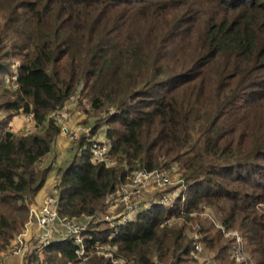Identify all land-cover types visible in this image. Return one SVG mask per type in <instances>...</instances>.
<instances>
[{"label": "trees", "instance_id": "obj_1", "mask_svg": "<svg viewBox=\"0 0 264 264\" xmlns=\"http://www.w3.org/2000/svg\"><path fill=\"white\" fill-rule=\"evenodd\" d=\"M11 54L19 64L0 111L32 114L36 130L0 122V260L47 179L42 161L62 131L52 114L79 93L107 112L117 164L94 162L86 136L76 141L59 207L92 218L85 252L67 238L46 264H112L97 242L124 264H193L198 241L220 260L234 242L221 226L241 233L250 264H264V0H0V69ZM173 167L189 184L183 201L153 204L116 235L95 221L134 171Z\"/></svg>", "mask_w": 264, "mask_h": 264}, {"label": "built area", "instance_id": "obj_2", "mask_svg": "<svg viewBox=\"0 0 264 264\" xmlns=\"http://www.w3.org/2000/svg\"><path fill=\"white\" fill-rule=\"evenodd\" d=\"M52 116L55 117L61 125V133L69 135L72 140L76 141L79 140L82 135L86 136L88 144L84 146V149H89L91 158L94 162L104 164L107 167L117 164L116 159L111 154V145L109 142L97 136L91 138L92 126L90 128L79 127V132L70 130L67 122L69 121V117L66 106L54 112ZM27 117L29 120L33 121L34 124L33 115L30 114L27 115ZM34 130L36 129L33 125V128L28 132ZM128 179L129 180L123 182L116 192L107 200L106 207H109L110 210H117L115 214H109L105 212V209L94 218L95 221L100 220L109 223L112 229V235H116L123 226L134 221L140 212L148 210L153 204L158 203L171 206L176 201H183L188 194L186 190L178 188L173 193L162 192L157 198L152 200L144 199L145 194L151 190L163 189L171 183V174L164 169L154 171L137 170L134 171ZM181 186H183V184H181ZM91 219V217H88L70 220L61 216L59 207V181L56 180L52 192L45 198L42 205L40 207L30 206L29 221L25 229L13 239L5 253L23 258L26 264H46L45 254L48 252L47 249L54 243L72 238L80 245L77 253L80 256L84 255L85 245L83 234L87 231ZM30 222H35L40 229L38 240L35 243H31L25 237L27 234V226ZM220 229L223 230L225 234L230 235L234 241L231 256L237 261L242 260L243 263L246 262L248 264L251 259L250 257H244L246 244L241 233L235 230L226 231L222 226ZM112 235H109V238H111L110 236ZM198 238L199 236H196V239ZM97 243L101 254L113 258V261L117 260L111 254L110 251L112 249L108 244L104 245L100 244V242ZM194 249H200L199 244L195 243ZM119 262L124 263L122 260H117L116 263Z\"/></svg>", "mask_w": 264, "mask_h": 264}, {"label": "rangeland", "instance_id": "obj_3", "mask_svg": "<svg viewBox=\"0 0 264 264\" xmlns=\"http://www.w3.org/2000/svg\"><path fill=\"white\" fill-rule=\"evenodd\" d=\"M194 7L195 8H193L194 9L193 11H195L196 9H198L200 11L203 10L201 8L202 6L198 5V6H194ZM194 14H195V12L194 13L189 12L188 16L192 17ZM188 26H189V24L185 25V27H188ZM192 32L190 31L188 33H185L186 36H182L180 38L181 40H183V41L185 40L187 42L186 45L190 41ZM172 43L173 42H171V44ZM172 45H175V44H172ZM170 51L174 52V50H170ZM6 62H7V65L5 66V68L0 69V94L2 93V91L4 90V87L6 85L14 83L17 67L19 64V57L16 54H11L7 58ZM10 71H11V74H9ZM65 106H66L67 111H68L69 119L73 118L75 120V122L77 123L75 125V124H71V123H69V121H67L70 130H73L75 132H79L80 131L79 127H85V128L89 127L90 128L92 125L95 126L97 123L98 124L101 123L103 127L98 130L99 131L98 135L102 134L104 136V139L106 138V129H107L106 128V121L109 117L108 116H107V118H104V117L107 115V112L102 113V114L93 112L90 109V103H89L88 99H86V98L81 99L79 93L74 94V96L71 97L67 101ZM9 113L10 112L6 111V110L0 111V122L7 123V124L9 123L8 129L10 127H14V129H20L25 124V122L30 123L29 120H27L26 116L21 115V114L14 116L11 119H9L10 118L8 116ZM114 123H117V121H114L109 125H111V126L117 125ZM101 124H99V125L101 126ZM16 131L18 134L22 133L18 130H15V132ZM101 132H103V133H101ZM76 141L72 140L69 135L61 133L59 135V137L57 138L55 145H54V148L51 151V153L48 154L42 161V166L51 167V169L56 170V173L59 176V178H57L58 181L60 179L62 172L66 168L67 164L73 160V158L76 154L79 153ZM167 171H169L171 174V179H172L171 183L168 186L164 187L163 189L162 188L161 189H153L150 192L146 193L145 197H144L145 200H152L154 198H157L162 192L173 193L178 188H180L181 190L184 189L188 193L189 184L186 182V180L184 178L181 177L180 173H178V169L173 167L171 169H167ZM181 184H183V186H181ZM257 208H259L261 211L264 212V204H262V203L257 204ZM116 211L117 210H113V209L110 210L109 207H106V210H105V212H107L109 214H115ZM208 213H210L212 215L211 212H208ZM97 222L100 223V225H104V221L97 220ZM216 223H217L216 226L220 227L219 222H216ZM221 231H222L224 237H226L228 239L231 238V236L225 234L223 232V230H221ZM226 231H228V230H226ZM199 237H202V235H200ZM196 244H199L200 249H196V250L194 249V251L191 254V256L193 258V261H192L193 264H195V262H197L198 264H229L230 261L232 259H234L230 255L228 257H226V255H225L222 259L218 260L215 256V253L213 251H210L207 248H205V246L203 245V243L201 241L196 242ZM231 250H232V246L229 248L228 253H230ZM110 252L118 261L120 260V258L117 257L118 252H114L113 250H111ZM48 256H49L48 254H45V258ZM244 257H250V259H251V254L248 250L247 244H246V250L244 253ZM104 258L108 259L107 256H105ZM117 260H114V262H111V263L112 264H124L121 262L116 263ZM234 261L236 262V264L243 263L242 260L237 261L234 259ZM250 262H251V260L248 263L250 264ZM83 263L84 262L82 260V262L80 264H83ZM244 264H247V263L245 262Z\"/></svg>", "mask_w": 264, "mask_h": 264}, {"label": "crops", "instance_id": "obj_4", "mask_svg": "<svg viewBox=\"0 0 264 264\" xmlns=\"http://www.w3.org/2000/svg\"><path fill=\"white\" fill-rule=\"evenodd\" d=\"M25 116L27 120H29L27 115ZM29 122L30 123L25 122V124L20 129H14V127H10L9 130L14 131V132L15 130H18L22 133H26L29 130H31L34 125L33 121L29 120ZM69 123L75 124V125L77 124L73 118L69 119ZM98 133H97V137L104 139V136L102 134L98 135ZM57 178H59V176L56 173V170L51 169L50 167L45 183L43 184L41 189L37 192V194L32 198L31 205H30L31 207H40L42 205L45 198L52 192L53 185L55 181L57 180ZM39 234H40V229L38 228L36 223L30 222L29 225L27 226V234L25 236L26 239L30 241L31 243H35L38 240ZM0 264H26V263H25V260L19 256L3 253V255L1 256Z\"/></svg>", "mask_w": 264, "mask_h": 264}]
</instances>
